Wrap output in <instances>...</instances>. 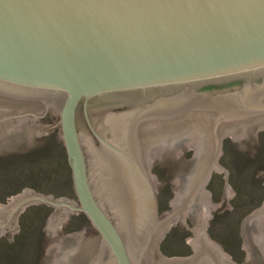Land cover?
<instances>
[{"label":"water","instance_id":"95a60500","mask_svg":"<svg viewBox=\"0 0 264 264\" xmlns=\"http://www.w3.org/2000/svg\"><path fill=\"white\" fill-rule=\"evenodd\" d=\"M58 124L79 204L24 189L0 204V237L47 204L48 235L70 211L99 234L53 242L45 264H235L205 233L203 188L224 172L222 138L264 126V0H0V154ZM193 143L160 221L162 181L146 167L180 163ZM178 216L194 224L195 254L167 261L156 245ZM251 219L264 238V203Z\"/></svg>","mask_w":264,"mask_h":264},{"label":"rangeland","instance_id":"374dc122","mask_svg":"<svg viewBox=\"0 0 264 264\" xmlns=\"http://www.w3.org/2000/svg\"><path fill=\"white\" fill-rule=\"evenodd\" d=\"M61 136L58 124L48 134L0 154V204H8L24 189L79 204ZM222 139L223 151L217 163L224 172L212 169L205 185L217 205L205 233L233 263L245 264L248 250L253 264H264L262 234L246 221L264 203V126L257 131L246 128L239 141L230 136ZM191 146L185 149L180 163L177 154L154 164V175L162 181L160 221L174 209L179 192L175 178H181L182 166L192 164ZM54 212L55 207L47 204L27 207L17 220L19 231L13 240L0 237V264H45L46 250L53 242L81 231L88 236L99 234L83 212L70 211L52 237L45 226ZM170 224L156 245L159 256L167 261L190 258L195 251L190 243L194 236L191 218H177Z\"/></svg>","mask_w":264,"mask_h":264},{"label":"bare ground","instance_id":"6f19581e","mask_svg":"<svg viewBox=\"0 0 264 264\" xmlns=\"http://www.w3.org/2000/svg\"><path fill=\"white\" fill-rule=\"evenodd\" d=\"M193 145H194V147H196L195 146V143H193ZM198 155V154H197ZM205 185H206V183H205ZM205 185H204V190L206 191V189H205ZM207 193H208V191H206ZM178 194H179V192L178 193H176V198H175V200H174V204L176 203V200H177V197H178ZM209 194V193H208ZM209 197H210V195H209ZM210 200H211V197H210ZM217 208V205L213 202V201H210V205H209V208H208V215H207V226H208V222H209V220H210V218L212 217V213H213V210L214 209H216ZM256 214V213H255ZM254 214V215H255ZM177 218H179V219H186L187 217H183V216H178ZM176 218V219H177ZM189 218V217H188ZM176 219L173 221V222H175L176 221ZM166 221V220H165ZM250 223H252V224H254L255 225V227L257 228V226H256V224L254 223V221H253V219H251V221H250ZM251 224V225H252ZM169 225H171V224H169ZM194 226V225H193ZM206 229H207V227H206ZM206 229H205V232H206ZM193 234H194V236H193V238H190V243L192 244V246L194 247V249H195V246H196V235H195V228L193 227ZM208 236V235H207ZM262 236V235H261ZM263 237V236H262ZM261 247H262V245L264 244V238H262L261 240Z\"/></svg>","mask_w":264,"mask_h":264},{"label":"flooded vegetation","instance_id":"af4514ba","mask_svg":"<svg viewBox=\"0 0 264 264\" xmlns=\"http://www.w3.org/2000/svg\"><path fill=\"white\" fill-rule=\"evenodd\" d=\"M84 117V116H83ZM80 118V117H79ZM178 119V118H177ZM179 146H184L183 145V143H180V145ZM222 146H223V139H222V141H221V146H220V148L216 151L217 152V154L219 153V155L222 153V151H223V149H222ZM191 148L192 149H189V150H191V151H193V156H192V161H194V154H195V150H196V147H194V146H191ZM185 149V147H183L182 148V153H184V150ZM197 151V150H196ZM155 161V160H154ZM215 163L217 164V161H216V159H215ZM155 163L153 162V164H151V165H148V167H146L147 168V170L149 171V172H151L153 169H154V167H155V165H154ZM209 180V179H208ZM207 184V183H206ZM248 223V222H247ZM4 234V233H3ZM191 245V244H190ZM192 247V246H191ZM192 251H193V249H192ZM194 254H195V252H194ZM194 256V255H193ZM192 256V257H193ZM250 257V256H249ZM181 260H183L182 258H180Z\"/></svg>","mask_w":264,"mask_h":264}]
</instances>
